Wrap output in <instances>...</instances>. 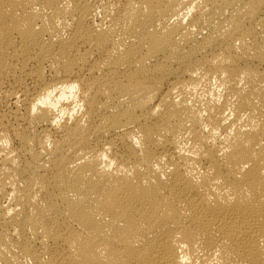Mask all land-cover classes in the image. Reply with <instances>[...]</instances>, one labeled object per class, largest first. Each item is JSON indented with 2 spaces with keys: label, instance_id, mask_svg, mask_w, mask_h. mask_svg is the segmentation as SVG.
I'll use <instances>...</instances> for the list:
<instances>
[{
  "label": "bare ground",
  "instance_id": "1",
  "mask_svg": "<svg viewBox=\"0 0 264 264\" xmlns=\"http://www.w3.org/2000/svg\"><path fill=\"white\" fill-rule=\"evenodd\" d=\"M0 264H264V0H0Z\"/></svg>",
  "mask_w": 264,
  "mask_h": 264
}]
</instances>
